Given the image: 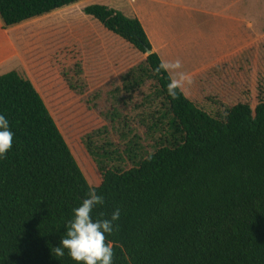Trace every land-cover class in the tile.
<instances>
[{
  "label": "trees",
  "instance_id": "trees-1",
  "mask_svg": "<svg viewBox=\"0 0 264 264\" xmlns=\"http://www.w3.org/2000/svg\"><path fill=\"white\" fill-rule=\"evenodd\" d=\"M79 1L0 0V19L13 27ZM82 12L145 55L121 76L114 102H130L148 82L154 89L135 106L136 122L112 105L108 125L83 137L101 177L91 187L32 82L16 71L0 76V113L15 132L0 159V264H75L52 248L93 188L105 199L96 216L121 212L107 238L113 264H264V101L253 110L238 103L220 118L183 92L173 100L138 19L104 5Z\"/></svg>",
  "mask_w": 264,
  "mask_h": 264
},
{
  "label": "rangeland",
  "instance_id": "rangeland-1",
  "mask_svg": "<svg viewBox=\"0 0 264 264\" xmlns=\"http://www.w3.org/2000/svg\"><path fill=\"white\" fill-rule=\"evenodd\" d=\"M234 3L237 6L228 9V13L242 15L252 23L248 36L254 50L215 63L197 75L196 86L185 91L189 100L213 117L221 118L226 109L238 103H246L253 110L259 101H264V0H216V5L222 6H215V10L220 12ZM84 19L79 11L68 9L14 27L13 49L7 64L0 67V76L16 71L32 82L88 184L97 187L101 177L82 144L83 137L108 125L105 114L112 105L136 122L141 109L135 106L153 91L154 84L146 83L130 102L116 104L111 93L120 88L121 76L143 62L145 55L105 31L97 21ZM203 29L206 44L214 46L219 35L212 31L211 25ZM194 38L196 41L187 51L191 56L188 67L201 60L197 45L203 41L199 35ZM5 42L0 32L4 54ZM1 56L0 48V59ZM75 66L81 69L79 80ZM67 82H78L81 92L70 90ZM137 130L142 136L143 129ZM110 137L119 143L113 132Z\"/></svg>",
  "mask_w": 264,
  "mask_h": 264
},
{
  "label": "crops",
  "instance_id": "crops-1",
  "mask_svg": "<svg viewBox=\"0 0 264 264\" xmlns=\"http://www.w3.org/2000/svg\"><path fill=\"white\" fill-rule=\"evenodd\" d=\"M199 3L203 5H198ZM95 4L120 11L126 17L138 19L152 52L156 53L161 61L173 62L177 59L181 61L182 71L191 79V84L182 90L184 95L189 86H196L197 75L207 68L223 59L230 61L254 50L253 41L248 36V29L253 27L252 23L242 15L234 16L228 13V9L237 6L235 3L226 5V8L219 12L215 10V6L222 5H216V0H81L55 12L74 9L83 15L84 20H89L92 18L82 11L85 7ZM206 25H211L212 31L219 35V40L214 46H209L205 42L203 27ZM14 27L16 26L3 27L0 19V32L5 36V45L7 44L6 54L5 46L0 45L2 50L0 67L7 64V57L12 52ZM197 35L203 41L199 45L196 43L201 60L188 67L191 56L187 51L196 41L194 37ZM168 74L170 78L174 75Z\"/></svg>",
  "mask_w": 264,
  "mask_h": 264
},
{
  "label": "clouds",
  "instance_id": "clouds-1",
  "mask_svg": "<svg viewBox=\"0 0 264 264\" xmlns=\"http://www.w3.org/2000/svg\"><path fill=\"white\" fill-rule=\"evenodd\" d=\"M154 71L174 74L166 87L167 95L173 100L179 99L185 86L191 84L190 76L182 71L179 59L162 61ZM14 137L10 121L0 113V159L11 151ZM104 203L103 195L97 194L94 188L89 189L86 198L72 209L58 245L52 248L57 258L67 253L75 264H113L114 246L107 238L118 230L121 212L119 209L114 210L110 218H106L102 212L96 216L95 210Z\"/></svg>",
  "mask_w": 264,
  "mask_h": 264
},
{
  "label": "water",
  "instance_id": "water-1",
  "mask_svg": "<svg viewBox=\"0 0 264 264\" xmlns=\"http://www.w3.org/2000/svg\"><path fill=\"white\" fill-rule=\"evenodd\" d=\"M149 54H150V51H149V50H147V51H146V55H149Z\"/></svg>",
  "mask_w": 264,
  "mask_h": 264
}]
</instances>
